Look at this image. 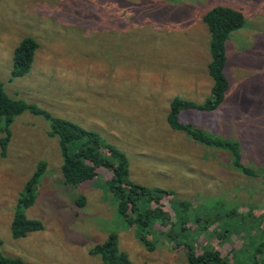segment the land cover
I'll list each match as a JSON object with an SVG mask.
<instances>
[{
    "label": "rangeland",
    "instance_id": "1",
    "mask_svg": "<svg viewBox=\"0 0 264 264\" xmlns=\"http://www.w3.org/2000/svg\"><path fill=\"white\" fill-rule=\"evenodd\" d=\"M217 5L246 17L227 41L229 89L217 109L184 110L180 121L238 142L252 175L227 151L168 122L175 97L203 103L211 95L203 16ZM28 36L39 48L30 71L14 77L15 48ZM0 81L11 97L125 152L129 179L171 191L164 208L187 221L185 231L181 220L175 225L174 241L156 229L149 235L155 248H146L118 213L106 182L111 174L100 169L94 180L66 184L59 137L49 135L46 118L25 111L11 126L4 156L0 145L2 253L27 264H106L91 249L116 233L131 264H189L185 242L198 251L217 248L229 264H264V0H0ZM40 162L46 170L26 213L44 229L15 238L17 203Z\"/></svg>",
    "mask_w": 264,
    "mask_h": 264
},
{
    "label": "trees",
    "instance_id": "2",
    "mask_svg": "<svg viewBox=\"0 0 264 264\" xmlns=\"http://www.w3.org/2000/svg\"><path fill=\"white\" fill-rule=\"evenodd\" d=\"M203 20L211 33V60L208 64L209 73L214 81L211 95L203 103L175 97L171 102L168 122L173 129L185 131L192 139L227 151L237 168L252 175L254 174L252 168L240 161L238 142L212 137L194 124L180 121V114L184 110L209 112L223 103L229 89V79L225 72L228 58L227 41L233 31L242 28L246 23L242 10L227 5L214 6L204 14ZM38 48L39 43L34 37L28 36L20 41L13 56L12 75L14 77L23 76L30 71ZM25 111L46 118L49 121V135L59 137L63 153L61 173L66 184L79 186L88 180H94L100 174V169H105L111 174L106 182L109 191L116 198L118 213L127 225L138 229L139 239L146 248H155V243L149 235L156 229L166 234L171 241L176 238L174 227L180 220L183 231L186 230L187 221L184 217L176 216L175 218V215L164 208L162 199L165 195L172 194L171 191L152 189L129 179V160L125 152L104 141L93 130L57 117L36 104L11 97L5 91L3 82L0 81V132L4 133L0 138L2 156L6 154L11 140V126L15 118ZM45 170L46 163L40 162L25 186V195L18 200L12 221V234L15 238L25 237L29 233L44 229L43 223L30 218L26 210L35 202L37 181ZM76 203L83 207L84 196L80 195ZM183 204L185 203L181 202L180 205ZM232 213L235 214V212ZM214 222L212 221L211 224ZM185 246L189 264H229L230 258L223 256L217 248L205 247L198 251L188 242H185ZM91 252L101 255L106 264H131L128 254L120 249L116 233H111L106 242L96 245ZM0 264L27 263L21 257L8 256L0 251Z\"/></svg>",
    "mask_w": 264,
    "mask_h": 264
}]
</instances>
